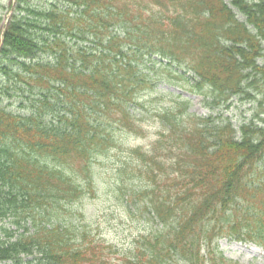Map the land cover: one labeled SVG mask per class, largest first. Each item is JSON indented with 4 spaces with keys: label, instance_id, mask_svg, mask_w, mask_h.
<instances>
[{
    "label": "trees",
    "instance_id": "obj_1",
    "mask_svg": "<svg viewBox=\"0 0 264 264\" xmlns=\"http://www.w3.org/2000/svg\"><path fill=\"white\" fill-rule=\"evenodd\" d=\"M17 3L0 28V82L22 108L0 101V264H107L106 249L118 264H238L221 237L264 249V120L197 115L178 95L148 147L120 143L147 136L155 75L210 109L262 91L264 0ZM114 151L122 205L148 227L112 251L64 217Z\"/></svg>",
    "mask_w": 264,
    "mask_h": 264
},
{
    "label": "rangeland",
    "instance_id": "obj_2",
    "mask_svg": "<svg viewBox=\"0 0 264 264\" xmlns=\"http://www.w3.org/2000/svg\"><path fill=\"white\" fill-rule=\"evenodd\" d=\"M28 1L38 6L49 4V0ZM227 1L230 2V0ZM17 2L18 0H0V28L7 24L19 4ZM159 75L154 76L152 82L155 84V88L150 90L146 97L148 99L145 111L147 136H125L120 139L121 144L148 147L157 132L160 131V124L155 119L154 112L159 108L170 107L174 100L179 99L178 95L189 101L190 112L197 115L205 116L213 113V115L220 116L219 118L229 119L235 126L251 120H256L262 125L264 88L260 92L255 88L250 89L251 98L234 96L226 104L210 109L213 104H208L201 95L181 89L178 86L179 83L177 85L176 82H173L175 80L159 79ZM0 81H2L1 78ZM13 92L14 89L11 88L10 93ZM6 93L7 89H4V83L0 82L2 104L16 111L22 110L19 99L15 96L8 97ZM122 162V155L115 151L111 152L108 158L98 161L94 167L95 191L93 194L89 193L82 201L67 208L64 217L65 222L74 221L81 227L85 226L94 236L103 239L108 244L107 246L112 245V251L127 250L131 246L133 247L136 239L144 234L142 232L148 227L146 214L141 215L139 211L126 212L122 205L121 190L118 188V184L123 185L121 183L123 180L119 177L122 174L120 171ZM134 208L135 206L132 207V209ZM217 246L226 258L238 264H264V249L252 242L221 237L217 240ZM118 256L114 252L111 253L110 249H106L107 264H118Z\"/></svg>",
    "mask_w": 264,
    "mask_h": 264
}]
</instances>
